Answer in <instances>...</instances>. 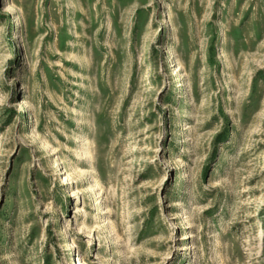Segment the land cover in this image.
<instances>
[{
	"label": "rangeland",
	"instance_id": "rangeland-1",
	"mask_svg": "<svg viewBox=\"0 0 264 264\" xmlns=\"http://www.w3.org/2000/svg\"><path fill=\"white\" fill-rule=\"evenodd\" d=\"M0 264H264V0H0Z\"/></svg>",
	"mask_w": 264,
	"mask_h": 264
}]
</instances>
